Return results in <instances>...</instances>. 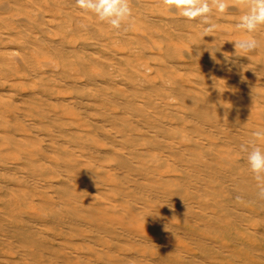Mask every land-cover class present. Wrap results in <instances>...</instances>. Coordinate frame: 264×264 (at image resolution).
I'll return each instance as SVG.
<instances>
[{"label":"bare ground","instance_id":"obj_1","mask_svg":"<svg viewBox=\"0 0 264 264\" xmlns=\"http://www.w3.org/2000/svg\"><path fill=\"white\" fill-rule=\"evenodd\" d=\"M229 3L204 36L161 0L120 34L75 0H0V264H264L239 151L264 130V28L234 54Z\"/></svg>","mask_w":264,"mask_h":264},{"label":"clouds","instance_id":"obj_2","mask_svg":"<svg viewBox=\"0 0 264 264\" xmlns=\"http://www.w3.org/2000/svg\"><path fill=\"white\" fill-rule=\"evenodd\" d=\"M161 3L169 8L174 7L187 21L198 22L204 36L217 28L213 14H222L230 6L229 0H161ZM242 3L245 11L239 17L235 29L248 35L233 41L234 54H247L257 49L260 42L252 34L264 28V0H242ZM75 5L94 15L100 22L110 25L117 34L127 32L135 20L130 0H75ZM252 136V140L240 145L239 151L246 154L248 168L256 181L257 197L264 200V147L257 143L264 139V130H256ZM237 199L240 197L237 196Z\"/></svg>","mask_w":264,"mask_h":264}]
</instances>
